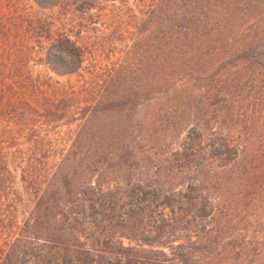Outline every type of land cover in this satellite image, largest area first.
Segmentation results:
<instances>
[{"label": "trees", "instance_id": "16d2710c", "mask_svg": "<svg viewBox=\"0 0 264 264\" xmlns=\"http://www.w3.org/2000/svg\"><path fill=\"white\" fill-rule=\"evenodd\" d=\"M31 1L35 10L24 14L0 8V118L7 124L0 131V234L10 239L1 264H20L25 247L39 243L67 251L75 247L71 241L80 243V229L88 224L107 233L108 242L112 223L124 228L139 215V209L123 206L150 198L171 214L139 234L150 248L158 243V264H264V0H104L112 3L110 13L104 14L109 6L97 7L98 23L109 19L138 30L145 57L151 49L158 55L144 65L139 86L101 92L53 77H83V21L87 16L88 24H96L90 14L95 2L76 0L71 8L65 2L58 6L63 0ZM76 14L79 30L66 24ZM34 67L44 71L34 74ZM230 69L234 74L226 79ZM188 82L196 92L192 99L207 96L194 115L203 119L210 135L204 138L197 125L186 132L179 162L185 191L167 183L131 186L125 194L129 201L115 204L116 216L107 202L91 198L105 189V170L97 167L104 155L81 154L72 177L78 143L64 156L43 133V127L51 133L59 123L69 124L76 118L71 108L85 103L88 107L77 116L79 142L97 110L110 114L132 104L168 100L173 91L188 90ZM18 131L26 132V148L18 142ZM202 154L204 164L198 162ZM41 180H47V187L52 181L56 198L44 197ZM191 209L197 213L190 215ZM164 249L173 251L170 259ZM112 255L134 264L126 250Z\"/></svg>", "mask_w": 264, "mask_h": 264}, {"label": "rangeland", "instance_id": "374dc122", "mask_svg": "<svg viewBox=\"0 0 264 264\" xmlns=\"http://www.w3.org/2000/svg\"><path fill=\"white\" fill-rule=\"evenodd\" d=\"M90 1L95 2L94 8L96 10L91 11L90 14L94 16L96 24H88L86 22L87 16H85L83 23L86 25L82 28L80 41L86 49L83 77L76 75L63 78L53 77L60 82L70 80L76 87H88L95 92H101L104 88H114L113 86H129L130 88L139 86V79L145 70L144 65H148V62H154L158 55L157 52L151 49L149 56L145 57L141 51L143 38L138 30L134 31L127 25L112 24L108 22L109 19L98 23L99 13L97 9L99 8L97 7L109 6L104 12L105 15L109 16L108 9L112 3L104 0ZM64 2L66 6L71 7L77 1L63 0L58 6H64ZM118 5L115 3V6ZM31 7L35 10V5L31 0H0V8L6 13L17 8V12L24 14L30 12ZM58 8L60 9V7L56 9ZM78 18L79 15L76 14V18L69 20L66 24H71L70 27L79 30ZM32 71L36 74L43 72L44 69L34 67ZM232 74H234V70L230 69L226 79H229ZM191 84L188 82V90L173 91L166 98L168 100L157 99L139 107L132 104L118 108L110 114L101 113L100 110H97L98 113L87 123L86 134L79 142L75 133L80 125L77 116L83 113V108L88 107L85 103L80 104L78 109L76 106L71 108L70 111L75 113L76 118L70 120L69 124L66 122L59 123L56 128L51 130V133H47L44 127L42 130L50 139L55 140L54 142L58 144L60 149L59 154L64 153V156L69 153L75 143H78V147L71 157L70 175L72 177L76 176L73 167L81 165L82 155L89 153L104 155L106 159H103L97 167L105 170L102 181L105 189L101 194L91 195V198L95 203H99L101 200L107 202L111 212L116 216L115 204L129 201L125 194L131 186L136 187L144 184L156 187L167 183L172 185L170 187L172 189L175 187L180 192L185 191L187 181H183L181 178L185 169L179 167V162L182 159L180 157V154L183 153L182 145L186 143V132L197 125L204 138L210 135L206 132L203 119H198L194 115L195 107L203 105L207 96L199 93L198 98L192 99L191 93L196 92L191 88L193 86ZM194 86L199 87L201 85L194 84ZM104 90L106 91V89ZM202 95L204 96L202 97ZM1 120L0 131H2L3 126L5 128L7 126L4 123L6 119ZM22 134H26V132L18 131L16 137L19 138V144L23 145L22 148H26V135L22 136ZM2 146L5 147L6 145L3 144ZM201 148L205 149L204 144L201 145ZM201 158H203V154L198 158V162L204 164L200 161ZM95 160L98 161V156ZM15 176L17 178L14 181V188L19 190L22 185L19 176ZM47 184V180L40 181L41 193L47 199L56 198L51 187L52 181L48 187ZM197 202L202 201L199 199ZM195 205L196 203H194V207ZM123 207L126 211L139 209V215L131 218L124 228L112 223V227L109 229L111 230V237L108 242H105L107 233L102 234L95 226L88 224L80 229V243L76 241L69 243L75 245V247L67 249L70 252V258H64L67 251L62 248L39 243L35 246L25 247L26 254L24 260L21 258L22 255L20 256V264H126L124 260L119 261L112 255V253H120L122 250L129 252L134 264H143L142 258L145 257L152 259L150 264H158L157 258L161 259L157 254V250H161L158 243H154L153 248H150L144 245L139 234L143 233L141 230L146 225L151 224L155 227L159 224L161 217H170L169 209H162L161 201L152 198L146 199L141 205H136L133 202ZM1 213L2 206L0 204ZM196 213L195 209H191L190 215ZM145 216L148 218L144 219ZM18 225L22 226L20 220ZM2 234H0V264L3 262L2 252H8V248L4 245L10 240L7 238V233ZM18 234L17 231L15 236ZM151 236H155L154 230ZM163 252L170 259L173 251L164 249Z\"/></svg>", "mask_w": 264, "mask_h": 264}]
</instances>
